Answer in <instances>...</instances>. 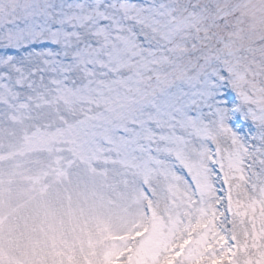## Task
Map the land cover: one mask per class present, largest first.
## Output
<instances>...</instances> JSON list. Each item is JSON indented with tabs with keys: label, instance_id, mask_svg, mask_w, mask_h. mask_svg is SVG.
Here are the masks:
<instances>
[{
	"label": "snow or ice",
	"instance_id": "obj_1",
	"mask_svg": "<svg viewBox=\"0 0 264 264\" xmlns=\"http://www.w3.org/2000/svg\"><path fill=\"white\" fill-rule=\"evenodd\" d=\"M0 135L141 194L118 262L264 264V0H0Z\"/></svg>",
	"mask_w": 264,
	"mask_h": 264
},
{
	"label": "rangeland",
	"instance_id": "obj_2",
	"mask_svg": "<svg viewBox=\"0 0 264 264\" xmlns=\"http://www.w3.org/2000/svg\"><path fill=\"white\" fill-rule=\"evenodd\" d=\"M46 157L0 135V264H123L135 258L137 190L46 174Z\"/></svg>",
	"mask_w": 264,
	"mask_h": 264
}]
</instances>
